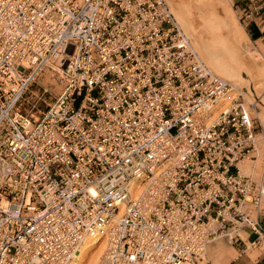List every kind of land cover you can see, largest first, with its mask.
Here are the masks:
<instances>
[{"label":"built area","instance_id":"2783aa9c","mask_svg":"<svg viewBox=\"0 0 264 264\" xmlns=\"http://www.w3.org/2000/svg\"><path fill=\"white\" fill-rule=\"evenodd\" d=\"M45 70L64 90L37 110ZM257 107L166 0H0V264H70L85 238L106 242L100 264L264 240V160L261 177L241 169L259 158Z\"/></svg>","mask_w":264,"mask_h":264},{"label":"bare ground","instance_id":"6f19581e","mask_svg":"<svg viewBox=\"0 0 264 264\" xmlns=\"http://www.w3.org/2000/svg\"><path fill=\"white\" fill-rule=\"evenodd\" d=\"M169 2L177 10V17H178L181 25H179V22H178L176 17H175V19H176L180 29L183 31V33L185 35L187 34L188 36H191V38L193 37L195 39V42H196L195 45L201 46V47L205 46L208 48L209 51L218 52L216 54H219V52H220V54L223 55L221 58H216V61H217L216 64L217 65L216 64L215 65L217 66V68L215 70H213L212 68H209V66L205 63V61L198 54L199 58L202 59V61L205 63L206 66H208V68L210 69V71L214 75H216V76H219L220 74L224 75L225 78H222L221 76H219V77L225 81H228V82H230V79H236V78L240 77L239 81H240L241 85L243 86V88L245 89V90L244 89L243 90H244V92H245L244 94L246 95L247 98H248V95L252 94L255 90H258L261 87H263L264 83L263 84L259 83V85H255V84L250 83L251 81L249 82L247 80V78H246L247 76L245 77V75L248 71V68H249V66H248L249 62L246 59L247 58L252 59V56L248 55V54H251V52L248 54L245 53V50L247 48H249L248 47L249 46V37L243 33L244 31L242 32V26L238 23V21L235 17V12L232 8L231 3H228L227 0H203V2H201V3H197V1H195V0H169ZM174 12H176V11H174ZM213 23H215L217 28L219 29V34L221 36V39H219V40L217 38L215 39L214 37H212V38L208 37L209 35L207 33L209 30H211V26L214 25ZM181 26L184 28V30L181 28ZM213 34H215V33H213ZM243 48H246V49H243ZM206 55H207V53H206ZM213 58L215 59V57H213ZM213 58H212V61H213ZM253 59H255V58H253ZM242 62L245 64L242 65ZM211 65H212V63H211ZM235 66H237V69L235 70L236 72L234 71ZM54 70L56 72L57 68L54 67ZM257 71H259V70L257 69ZM46 72H50L52 74L51 77L54 78V80H56V82L61 86V88H62L61 92H63L64 84L61 83L59 81L60 79L58 78L59 76L62 77L63 73L56 74L53 70H45L40 75L39 80H40L41 76ZM230 83H232V82H230ZM38 87H39V84H38ZM40 90H42V88L38 89V95H40ZM59 94L57 96H59ZM57 96H56V98H57ZM56 98H54V100L50 103L44 102L46 107L43 110H45L49 104L53 103L56 100ZM248 101H254V100L248 98ZM37 110H38V108H37ZM255 112L252 113V116L255 114ZM261 157L264 159V152H263L262 147H261L260 152H259L258 160L253 161V162H255V163L258 162ZM246 161H244V162H246ZM241 169L243 172L246 173V171L243 170L242 166H241ZM246 174H248V172ZM252 175H254V174H252ZM263 202H264V199L262 201V211L264 210ZM262 211H261V213H262ZM261 213H260V215H261ZM260 215H259V217H260ZM259 221H260V218H259ZM246 231H248V230H245L244 232H246ZM240 235H241V240L239 242L232 240L230 236H222V237L216 239L215 241L222 239V238H228L229 241H231L234 246H241L242 245L245 252H246V250H248V243H250V247L252 249H257V248H260L264 245V240H261L258 243H256V240L251 242L250 240H247L248 236L244 235L243 232H241ZM233 236H234V234H233ZM255 236L258 237L257 234ZM85 239L86 240L82 244L83 246L80 250L79 255L70 264H84V263H87V262H85L86 260H88L89 262L92 261V262L97 263L102 255H103L102 256V259H103L105 251H106V247H107L106 242L105 241L97 242L94 240L92 241L89 238H85ZM214 242H212V243H214ZM209 246L207 248V254H206L205 261L201 264H210V261L208 260ZM95 247H98V250L96 249L97 250L96 253L93 254L92 252H93V249ZM104 249H105V251H104ZM102 259H101V261H102ZM101 261H100V263H101Z\"/></svg>","mask_w":264,"mask_h":264},{"label":"rangeland","instance_id":"374dc122","mask_svg":"<svg viewBox=\"0 0 264 264\" xmlns=\"http://www.w3.org/2000/svg\"><path fill=\"white\" fill-rule=\"evenodd\" d=\"M166 1L170 5L175 17L177 18V20L179 22V25H181V23L177 17L176 8L173 7V5L169 2V0H166ZM195 1H197V3L203 2V0H195ZM227 2L232 4V8L235 12V17H236L238 23L242 26V32L244 31L243 33L249 37V46H248L249 48L246 47L247 49L246 48H243V49H246L245 53H247V54L251 52V54H248V55H251L252 59L251 58L246 59L249 62V64H248L249 68H248V71L246 70L247 73H246L245 77L247 76L246 77L247 80L249 82L251 81L250 83H252V84H255V85H259V83L263 84L264 83V40H252L251 39L250 35L247 33V30L245 28V23L243 22V16H242L243 14L240 11L235 9L232 0H227ZM174 11H176V12H174ZM213 24L215 26L214 25H212L213 27L211 26V30H209L207 33L209 35L208 37H211V38L214 37L215 39L217 38L219 40V39H221V36L219 34V29L217 28L215 23H213ZM181 28L184 30V28L182 26H181ZM213 33H215V34H213ZM188 37L191 40V42H192L195 50L197 51V53L201 56V58L205 61V63L209 66V68H212L213 70H215L217 68L216 58H221L223 55H221L220 52H219V54H216L218 52L209 51L208 48L205 46L201 47V46L195 45L196 44L195 39L193 37L191 38V36H188ZM206 53H207V55H206ZM213 57H215V59ZM212 58H213L214 62L212 61ZM253 58H255V59H253ZM211 63H212V65H211ZM244 64L245 63L242 62V65H244ZM236 69H237V66L234 67V71ZM257 69L259 71H257ZM51 75L52 74L50 72L44 73L39 80V87L37 86L34 88L37 90L42 88L41 93H40V97L42 98V100L39 103L38 110H43L46 107L44 102H46V103L52 102L54 100V98H56V96L61 92V89H62L61 86L56 82V80H54V78L51 77ZM219 76H221L222 78H225L224 75L220 74ZM239 79H240V77L236 78V79H230V82L235 83L237 86H239L241 88V90H243L244 88L241 85ZM44 89H47V93L43 95ZM248 98H250L252 100L256 99V103L258 105L257 111L255 112V114L253 116L256 117V124L258 126L259 131L261 133H263V135H262L263 138H262V142L260 144V149L262 147L263 152H264V100H263L264 99V85L260 89L255 90L252 94L248 95ZM263 160L264 159L262 157L256 163L252 162L251 160H247L241 166H242L243 170L246 171V173L248 172V174H254L255 177H261ZM263 208H264V202H263ZM243 234L244 235H247V234L254 235L250 231L243 232ZM251 235H249V238ZM233 247H236V246H233L232 242L229 241L228 238H222V239H219V240L215 241L214 243H212L208 249V260L210 261V264H229L228 262L231 259H233V254L235 252ZM248 247L250 248L249 251L252 250V248L250 247V243H248ZM261 248L264 249V245ZM96 249L98 250V247H95L93 249V252H92L93 254L96 253V251H97ZM104 251H105V249H104ZM102 256L98 260L97 263L92 262V261L89 262L88 260H86L85 262H87V263H84V264H94V263L99 264L101 259H102Z\"/></svg>","mask_w":264,"mask_h":264},{"label":"crops","instance_id":"0c3cea01","mask_svg":"<svg viewBox=\"0 0 264 264\" xmlns=\"http://www.w3.org/2000/svg\"><path fill=\"white\" fill-rule=\"evenodd\" d=\"M232 2L235 9L243 14V22L245 23V28L251 39L264 40V9L262 11H258L257 8L260 4H263L264 0H232ZM244 15L247 16L244 17ZM259 218L260 225L264 230V210ZM249 235L251 234L246 235L248 236L247 240L253 242L257 239L254 235H251L249 238ZM233 248L235 252L233 254V259L228 262L229 264H264V249L261 247L250 251V248L248 247L246 252L242 245Z\"/></svg>","mask_w":264,"mask_h":264}]
</instances>
